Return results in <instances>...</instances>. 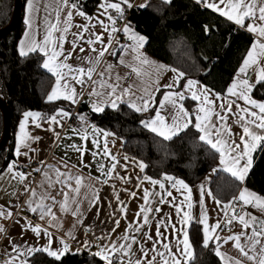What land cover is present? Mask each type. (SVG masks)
Masks as SVG:
<instances>
[{
    "label": "snow or ice",
    "instance_id": "snow-or-ice-1",
    "mask_svg": "<svg viewBox=\"0 0 264 264\" xmlns=\"http://www.w3.org/2000/svg\"><path fill=\"white\" fill-rule=\"evenodd\" d=\"M164 2L170 3L171 0H164ZM197 3L218 12L241 27H246L247 31L256 37L238 69L236 78L227 88V96L225 97L198 87V82L191 79L183 85L182 90H174L179 87V81L185 74L177 72L175 68L169 69L163 64H157L145 57L140 49L143 48L146 38L132 31L129 25H125L122 29L116 27L117 18L122 19L124 16V6L132 7L130 0H102L99 4V8L102 9L100 16H106L109 23L100 19L99 16L86 15L70 0H49V3L43 4L41 0H27L28 18L25 23L28 26V31L25 32V39L20 41L19 54L22 57L32 52H39L43 55L42 67L56 78L55 86L47 96L48 102L64 99L76 103L81 95L76 90V85H79L81 89L91 87L89 96L96 97V100L92 102L94 112H103L105 107L116 110L120 103H127L128 107L134 111L143 113L153 109L156 105V93L160 92L161 88L167 89L159 101V107L155 108V115L148 120L141 121L143 127L164 140H171L180 131L188 129L191 125L199 134V140L219 155V164L222 170L243 182L252 167V153L258 146L264 144V102H258L251 97L250 93L254 83L247 78L249 71H252L256 75L255 83L264 82V0H197ZM145 6L141 5V7ZM41 10L46 13L44 35L42 40H37L35 19ZM74 10L76 15L85 20L84 24L72 23ZM110 10L116 13V17L111 14ZM246 20L252 22L245 25ZM97 26L102 28L103 32H96ZM72 28H76L77 31L72 32ZM120 31L132 41L130 45H120L119 41L116 40L115 34ZM105 33L107 34V41H105ZM69 35L72 37L71 40L68 39ZM114 41L123 53L119 58V64L130 69V72L124 76L116 73L114 71L115 66L103 59L106 54L116 55V51L111 50ZM65 43L71 45L70 49L65 50ZM77 49H79V53L88 54L84 56L77 54L75 59L80 60L81 64H70L68 61L74 58ZM129 53L132 54L131 61L124 58ZM101 63H104L105 67L103 71L98 72L97 68ZM146 64L153 66L155 78L152 77L151 73L143 71V65ZM162 71L175 73L171 83L160 84ZM131 74H135L137 80L143 85L142 88H138L134 83L124 86L123 82ZM146 77L147 79H145ZM136 90L141 92L139 96L136 95ZM187 94H190L193 101L198 102L194 113H189L182 103ZM231 97L235 99H230ZM237 100H242L244 105L237 103ZM169 109H171V122H169V116L162 114ZM69 116L70 113L59 109L56 114L46 119L50 124L60 125L61 119ZM233 116L235 117L233 123L242 129L240 133H233L232 126L229 124V120ZM29 118L37 128L41 127L40 120L45 119L39 112L26 111L23 113L15 150L17 157L27 156V152L22 151V149L27 148L30 151H35L31 149L30 144L39 140V137L31 136L26 130ZM80 120L86 121V117L81 116ZM91 127L93 137L91 142L96 149L91 151V155L97 162V171L105 177L102 182L108 183V180L115 175V178L128 183V177H121L116 172L118 166L126 168L127 165H121L120 160L112 154L109 148L108 137L113 136L114 133L97 129L95 126ZM49 130L54 131L51 128ZM73 131L82 141L89 139V132L86 129ZM56 135L59 138V134ZM237 136L239 142H237ZM68 147L79 153L80 163L84 167H89L83 159L89 149L83 143L80 145L72 144ZM123 159L129 160V157L124 156ZM103 160L111 161L110 166L106 167L105 163L102 162ZM133 162L136 163L140 172H143L147 167L142 161H134L133 159ZM61 163L65 171L49 165L43 172L44 181H42V184L47 183L49 187L60 185L58 192L59 195H62L60 201H57L50 192L37 193L35 189H32L27 183L31 173L18 171L16 161L9 163L6 169L11 180L23 184L24 191L30 193V198L27 201L29 211L38 213L41 220L48 218L49 226L52 227L57 226L58 221L53 211L56 204H59L61 212H71L73 216L78 217V222H82L79 220L81 213L80 200L78 199L81 188H89L91 192L90 206L97 205L100 200L98 190L91 184L85 183V180L93 179L91 176L84 177L81 173H73L72 169L77 166L69 165L63 158ZM34 171L39 172L41 168H36ZM3 178L4 175L0 173V179ZM96 180L101 182L99 178ZM144 181H148L153 188L151 190L142 189L143 204L139 206V211L135 214V223L130 222L128 224V230L119 237L122 242H117L110 239L111 232H115L116 228L120 226V219H114L115 227L110 230V233L97 237L100 240H108L109 243L97 245L99 251L94 255L99 256L104 264H182L181 257H184L183 264H189V260L193 256L188 232V226L193 220L192 209L194 206L191 188L183 180L167 174L162 180L145 175L140 179L137 187L140 188ZM165 182H168L171 188L178 192L183 189L184 191L181 192L184 197L183 200L177 203L176 197L173 196L171 190L166 188ZM157 185L159 191L155 190ZM113 189L119 205L117 211L126 218L127 206L124 201L120 200L119 193L115 191V186ZM207 194L211 195L210 192ZM129 195L136 197L137 193L133 191ZM204 195V186L201 185L199 201L201 212L198 222L203 226V246L208 247L210 242L214 243L216 245L214 251L216 256L220 258L221 264H264V219L243 210L251 206L264 213V197L249 191L247 188L241 189L238 196H234L232 201L221 208L224 214L222 228L220 220H217L215 224H209L207 209L204 206ZM46 200H50L51 204L45 203ZM153 202L157 205L168 204L174 208L177 217H179L180 227L171 223L169 215L167 220L157 222L155 236L149 232H144V240L141 242L133 233H141L145 225H151L150 214L162 212V208L159 206L153 208ZM216 204L220 206L221 201L216 200ZM73 205L76 207L73 208ZM237 205L241 208L240 215L236 214ZM12 215L10 209L6 210L0 206V219H10ZM16 222L19 223V221ZM234 222L239 224L241 231L232 232L231 235L222 237L218 230L227 229L231 232L230 226ZM161 228L164 231H161ZM169 228L172 230L171 234L176 237L175 245L169 239ZM23 230H30L38 237L43 233L44 236L48 237L47 244L39 248L24 247L9 240L12 251L16 255L10 256L4 264H29L27 257L37 252L46 253L48 256L59 260L69 251V245L63 239L60 241L61 248L52 249V234L46 228H42L40 224L33 225L31 221H28L22 226ZM3 232L5 229L3 225H0V233ZM68 236L72 237V234L68 233ZM149 241L151 246L146 247ZM229 242H232V247L237 250L239 257H233L221 251L223 245ZM134 245L138 246L137 251L140 255L133 251ZM89 246L90 242L85 241V247Z\"/></svg>",
    "mask_w": 264,
    "mask_h": 264
},
{
    "label": "trees",
    "instance_id": "trees-1",
    "mask_svg": "<svg viewBox=\"0 0 264 264\" xmlns=\"http://www.w3.org/2000/svg\"><path fill=\"white\" fill-rule=\"evenodd\" d=\"M22 0L21 22L0 39V98L7 104L10 115V137L0 150V171L14 159V137L19 120L26 111L53 115L63 102L48 103L46 97L54 84V77L42 67L40 53L21 56L19 41L25 31V5ZM101 0H73L87 14H93ZM15 0H0V30L13 21ZM127 23L147 38L145 51L153 58L175 68L185 75L181 84L191 79L209 89L225 95L254 37L244 28L222 18L193 0H150L145 8L126 11ZM207 29V30H206ZM252 97L264 101V82L256 85ZM188 109L192 102L185 101ZM155 108L137 113L126 105L118 109L106 108L93 112L82 103L77 116L122 139L123 151L142 160L145 174L159 177L169 174L189 184L201 180L219 159V155L199 140L193 127L171 140H164L144 128L141 121L155 115ZM3 111L0 108V142L3 138ZM245 185L264 196V144L257 147L254 164L245 181L241 182L225 171L213 178L212 194L222 202L236 196ZM194 257L189 264H221L215 246H203L201 228L195 223L190 228ZM34 264H104V261L86 251L67 252L61 259L37 254Z\"/></svg>",
    "mask_w": 264,
    "mask_h": 264
},
{
    "label": "crops",
    "instance_id": "crops-1",
    "mask_svg": "<svg viewBox=\"0 0 264 264\" xmlns=\"http://www.w3.org/2000/svg\"><path fill=\"white\" fill-rule=\"evenodd\" d=\"M149 1L150 0H130L132 7L129 8L127 6H124V15H125L126 11L130 12L134 8H145L147 6V4L149 3ZM161 1L164 2V0H161ZM193 1L197 2V0H193ZM70 2L72 3L73 0H70ZM101 2H102V0L100 1V3ZM41 3L42 4L43 3H49V0H41ZM99 4L96 8V11L93 14H87L84 11L83 12L88 16H92V17L99 16L100 19L104 20L106 23H109L107 21L106 16H100V12L102 11V9L99 8ZM141 5H146V6L141 7ZM207 9H209V8H207ZM209 10H211L212 12L221 16L222 18L228 20L225 16L220 15L218 12L213 11L212 9H209ZM49 11H51V9H49ZM65 11H67V10H65ZM80 11H82V10H80ZM110 12L114 17H116V13L114 11L110 10ZM45 15H46V13L43 10H41V12L37 14V17L35 19V26H36V31H37L36 39L37 40L43 39L44 27H45V25H44ZM27 18H28V12H27V1H26L24 22L26 21ZM125 18L126 17H124V16L122 19L117 18V20H116V27L117 28L120 26L121 23L123 24ZM228 21H230V20H228ZM230 22L235 24L233 21H230ZM251 22L252 21H250V20H246L245 25H247L248 23H251ZM72 23L73 24H84L85 20L82 17L76 15L75 10H74ZM25 25H26V28H25V31H24L20 41L25 39V32L28 31V26L26 23H25ZM125 25H129V24L125 22L124 26ZM235 25H237V24H235ZM237 26H239V25H237ZM239 27H241V26H239ZM130 28L136 34L145 37L141 33L137 32L135 29H133L131 26H130ZM242 28H244L247 31L246 27H242ZM71 31L75 32V31H77V29L72 28ZM95 31L96 32H103V29L100 28L99 26H97ZM116 34H115V37H116ZM250 34L254 37V40H255L256 37L252 33H250ZM68 39L71 40L72 37L69 35ZM20 41L18 44V51H19V47H20ZM105 41H107V34L106 33H105ZM131 43H132V41L128 38V36H126L121 31L119 44L120 45H130ZM146 44H147V38H146V42L144 43L143 48L140 49L142 54L145 57H147L150 61H154L157 64H163V65L167 66L169 69H171L168 65L164 64L163 62L153 58L148 53H146V51H145ZM64 47H65V50H68V49H70L71 45L68 43H65ZM111 50H115L116 55L106 54L105 57L103 58L104 61L114 65L115 66L114 71L116 73H119L121 76H124L126 73H129L130 72L129 68L124 67V66L119 64V58L121 55H123V53L117 47L115 41L113 42V48ZM32 53H36V52H32ZM37 53H39V52H37ZM29 54H31V53H29ZM77 54H79L80 56H84V55H87L88 53H79V49H77V53H74V58L72 60L68 61L70 64H73V65L81 64L80 60L75 59V56ZM124 58L127 61H131L132 60V54L129 53L128 55H125ZM104 67H105L104 63H101L98 66L97 71L98 72L103 71ZM44 70L48 74L53 76L46 69H44ZM143 71H145L147 73H151L152 77L155 78V72H154L152 65H147V64L143 65ZM177 72H179V71H177ZM249 72H252V71H249ZM174 75H175V73H173L172 71H162V73L160 74V84L164 85V84L171 83ZM235 78H236V75H235L234 79ZM54 79H55V81H54L52 88L55 86V82H56L55 77H54ZM145 79H147V77ZM181 81H182V79L179 81V87L177 89H174V90H177V91L182 90L183 85L186 84V82L188 80L185 81L183 84H181ZM255 81H256V75L254 73L253 78L250 81V82L254 83V87L259 84V83H255ZM123 83H124V86H127V84L134 83L138 86V88L143 87V85L140 83V81L137 80L135 74H131L130 76H128V78ZM232 83H233V81H232ZM198 87L208 89V90H210L211 93H217V92L209 89L208 87L204 86L200 82H198ZM254 87H253V89H254ZM52 88H51V90H52ZM253 89L250 93L251 97H252ZM51 90L49 91V93L51 92ZM76 90L78 93H81V95L78 97V101L76 103H72L71 101L64 100V99H59V100H56L54 102H48L47 97H46V102H48V103L63 102L65 105H63L60 109H63L65 111H67L68 113H70V116L68 118L61 119V124L56 125V124H50L48 122V120L46 119L47 117H50L52 115H46V114L41 113L42 116L45 117V119L40 120L41 127H39V128H37L31 122V118H29V122H28L26 130L31 134V136L39 137V140L31 142V144H30L31 149H34L35 151H30L29 149L25 148V149H22V151L27 152V156L22 155L20 157H17L15 155V150H16L17 136L20 134L19 125H20L21 120L23 119V115L21 116L19 123H18V126H17V130L15 132V137H14V152H13L14 153V159H12L9 163H11L12 161H16L18 171L24 172L23 170L20 169V168H23V169L27 170L25 173H31V176L29 177L27 183L29 184V186L32 189H35L37 191V193H42L45 191L50 192L53 196H55L57 201H60V200H62V195L58 194V192L60 190V185L57 184L54 187H49L47 183L42 184V181H44L43 172L45 169L48 168L49 165L60 168L61 171H65V169L62 167V163H61V159L63 158V160L66 161L69 165H76L77 166L76 168L72 169L73 173H81L84 177L91 176L93 178L90 181L85 180V183L91 184L96 190H98V195L100 197L99 203L95 206H90L89 201L91 199V192H90L89 188H87V187L81 188L80 196L78 197V199L80 200L79 208H80V213H81V215L79 216V220H81L82 222H78V217L73 216L71 214V212H67V213L61 212L59 209V204H56L53 207V211L55 212V214L58 218L57 226H55V227L49 226L48 218L41 220L38 213H32L29 211V206L27 204V201L30 198V193L24 191V185L23 184L17 183L15 180H11V178L8 176V174L6 173V169H7V166L9 164L8 163L6 165V167L0 171V173H2L4 175V178L0 179V206H3L6 210L10 209L13 213V215L10 219H0V225H3V227L5 229V232L0 233V253L3 255H7L8 259L10 258V256L16 255V253H14L12 251V246L9 243V240H11L15 244H18V245H21L24 247L31 246V247L39 248V247L45 246L47 244L48 237L44 236L43 233H41V236L38 237L30 230H23L22 231V226H24L28 221H31V223L33 225L40 224L42 226V228H46L52 234V249L55 250V249L61 248L62 245H61L60 241H61V239H63L69 245V251H68L69 253H78L81 251H86L89 254L94 255V253L99 251V248L97 247V245L94 248L91 247L92 246L91 241L85 236L84 230L86 228H89L92 230V233L94 236L100 237L102 235L110 233V230L113 227H115V225L113 223L114 219L119 218L120 219V226L118 228H116L115 232H111L110 239L112 241L122 242L119 240V237L128 230V224L130 222L135 223V214L139 211V206L141 204H143V200H142L143 191H142V189L148 188L151 190L153 188V186L148 181H144L140 188L137 187V184L140 183V179H142V177L145 176L146 174H145V169L143 172H140V169L137 167L136 163L133 162V159H134V161H142V160L136 158L135 156H133L131 154L124 152L123 151V144H124L123 140L118 138L115 135L108 137L109 148L111 149L112 154L116 155L117 159L120 160L121 165H127L126 168L118 166V168L116 169V172H118L119 176H121V177H128L129 182L124 183L122 180L115 178V175L113 176V178L108 180V183L102 182L105 179V177H103L101 175V173L99 171H97V162H96V160L93 159V157L91 155V151L96 150L94 148L92 142H91V140L93 138L91 135V133H92V127L91 126H95V125H93L87 121H81L80 118L77 116V110L82 103L88 104L89 108L92 110V102L94 100H96V97H90L89 96V92H91V87L81 89V87L79 85H76ZM165 91H167V89L161 88L160 92L156 93V105H155L156 108L159 107V101L163 98V93ZM140 94H141V92L139 90H136V95L139 96ZM221 96L222 97L227 96V91H226L225 95H221ZM125 99H127V97H125ZM230 99H235V98L231 97ZM185 101H190L193 103L191 109H188V106L186 105ZM257 101L258 102H264V101H259V100H257ZM182 103H183L185 109L189 111V113H194L195 109L197 108L198 102L193 101L190 98V94H187L186 99L184 101H182ZM237 103L241 104L242 106L244 105V102L242 100H237ZM121 105L128 106L127 103H120L119 106H121ZM106 108L112 109L111 107H105V109ZM33 112H37V111H33ZM56 112L54 114H56ZM96 113H100V112H96ZM137 113H140V112H137ZM143 113H145V112H143ZM162 114L169 116V122H171V120H170L171 109H169L168 111L162 112ZM58 119H60V118L58 117ZM234 120H235L234 116L229 120V124L232 126L233 133L242 132V129L240 128V126L233 123ZM50 128L54 129V131L49 130ZM82 128L86 129L89 132V139L87 141H82L80 139V137L78 135H76L75 132L73 131V130H79ZM95 128L102 129V128L97 127V126H95ZM186 130L187 129L180 131L177 135L183 133ZM56 134H59V138H57ZM177 135H175V136H177ZM236 139H237V142H239L238 136L236 137ZM82 143L86 146L87 149H89V151H87L83 157L84 163L89 165V167H84L80 163L79 153L73 151L71 148L68 147L69 145H72V144L80 145ZM255 152H256V150L252 153V160H253L252 167L254 164ZM124 156L129 157V160H124L123 159ZM41 161H43V164H41ZM102 162L105 163L106 167L110 166V163H111V161H109V160H103ZM252 167H251V169H252ZM36 168H41V171H39V172L34 171V169H36ZM214 169H216V170L213 171ZM250 170H249L247 176L249 175ZM219 171H223V170L219 164V159H218L216 166L213 169H211L201 180H199L193 184H189L183 180L189 186V188H191V190H192V202L194 205L193 209H192L193 220L190 222V224L188 226L189 239H190V228H191L192 224H194V223L201 228L202 234H203V226L201 224H199V222H198L200 212H201V206L199 203L200 198H201V185L204 186V190H205V195L203 197V200H204V206L207 209L209 224L210 225L215 224L217 220H220L222 222L221 227L223 228L224 214L221 211V208L223 207V205H226L230 201H232L233 198L227 202L221 201L220 206H218L216 204V200H218V199L212 194L210 185H211L213 178L215 177V175ZM228 174H230V173H228ZM50 175H51V172H50ZM167 175L171 176L169 174H167ZM147 176H149V175H147ZM164 176L165 175H162L159 177H152V178L162 180ZM247 176L245 177V179L247 178ZM96 178H99V180L101 182H97ZM177 179H180V178H177ZM245 179H244V181H245ZM180 180H182V179H180ZM165 184H166V188L171 190L173 193V196L176 197L177 203L180 200H183L184 197H183V195H181V192L184 191L183 189H181V191L178 192L175 189H172L171 185L168 182H165ZM113 186H115V191L119 193L120 200L124 201L126 206H127L128 211L126 214V218L121 213H119L117 211V208L119 207V205H118L116 198H115V195H114ZM244 188H247L249 191L254 192L261 197H264V196L260 195L259 193H257L256 191L248 188L245 185H243L240 188L239 192L241 191V189H244ZM155 190L159 191L158 185L156 186ZM133 191L137 193L136 197H131L129 195V193L133 192ZM208 192L211 193L210 196L207 194ZM239 192H238V194H239ZM13 193H15V194H13ZM238 194L236 196H238ZM169 199H171V198H169ZM45 203L51 204V201L46 200ZM152 206H153V208H155L157 206L161 207L162 212L150 214V218L152 219L151 225L150 226L145 225L141 233H133L134 235L137 236V238L139 240H141V242H143V240H144V236H143L144 232H149L150 234L155 236V229H156L157 222L160 220H167L169 215L171 217V223L176 224L177 227H180L179 217H177L174 208H172L168 204L157 205L155 202H153ZM75 207H76V205H73V208H75ZM243 210L251 213L252 215L257 216L260 219H264V213L260 212L259 210L255 209L251 206L244 208ZM30 215H32L33 217H30ZM16 221H19V223H17ZM161 231H164V229L161 228ZM240 231H241V227L237 223L234 226V228H232L231 232H229L227 229H225L223 231L218 230L219 234L222 237H227V236L231 235L232 232L238 233ZM171 232H172V230H171V228H169L168 229L169 239L172 241V244L175 245L176 237L174 235H172ZM68 233H71L72 237H74V238L69 237ZM181 238H182V236H181ZM85 241L90 242L89 247H85ZM190 241H191V239H190ZM105 243H109V241L108 240H101V242L98 245L105 244ZM210 244H213L216 247V245L214 243L210 242L209 245ZM150 246H151V242L149 241L146 244V247H150ZM137 248H138V246L134 245L133 251L137 252V255H140L139 252L137 251ZM90 249H91V251L89 252ZM173 251H175V248H173ZM221 251L228 253V255H230V256L239 257V253L237 252V250H235L232 247V242H229L228 244H224ZM192 252H193V256L189 260V263L194 257L193 245H192ZM37 254H42V255H46L47 257H50L46 253L37 252L34 255L27 257L29 264H34L32 261V258L34 256H36ZM94 256H96V255H94ZM96 257L100 259L99 256H96ZM50 258H54V257H50ZM21 259H24V257H21ZM157 259H159V258H157ZM181 259H182V264H183L184 257H181ZM0 264H4V262L0 263Z\"/></svg>",
    "mask_w": 264,
    "mask_h": 264
},
{
    "label": "water",
    "instance_id": "water-1",
    "mask_svg": "<svg viewBox=\"0 0 264 264\" xmlns=\"http://www.w3.org/2000/svg\"><path fill=\"white\" fill-rule=\"evenodd\" d=\"M21 8H22V0H15L13 21L8 27L0 30V39L6 33L11 32L17 26V24L21 22ZM0 108L3 111V119H4L3 138L1 139L0 142V150H2L9 141L11 127H10V115L7 104L1 98H0Z\"/></svg>",
    "mask_w": 264,
    "mask_h": 264
},
{
    "label": "built area",
    "instance_id": "built-area-1",
    "mask_svg": "<svg viewBox=\"0 0 264 264\" xmlns=\"http://www.w3.org/2000/svg\"><path fill=\"white\" fill-rule=\"evenodd\" d=\"M127 20H128V15L126 16V18H125L123 24L121 23L120 26H119L118 28H119V29H122L123 26H124V24H125V22L127 23ZM120 34H121V31L118 32V33L116 34V40H118V41H120ZM253 75H254L253 72H249V73H248L247 78L249 79V81L252 80ZM78 124H79V123H78ZM20 169L23 170L24 172L27 171L26 169H23V168H20ZM236 214H237V215H240V214H241V208H240V206H238V205L236 206ZM30 217H33V216L30 215ZM235 225H236V223L234 222V223L230 226L231 229L234 228ZM84 234H85V236L91 241V244H92L91 247H92V248H94L96 245H98V244L101 242L100 239H97V237L93 235L92 230L89 229V228H86V229L84 230ZM92 248H91V249H92ZM91 249L89 250V252L91 251ZM7 260H8V256H7V255H3V254L0 253V263H3V262H5V261H7Z\"/></svg>",
    "mask_w": 264,
    "mask_h": 264
}]
</instances>
